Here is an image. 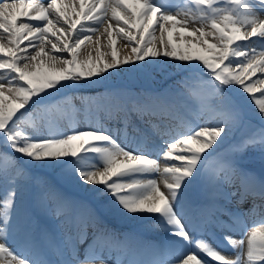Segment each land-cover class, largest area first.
<instances>
[{
	"label": "snow or ice",
	"instance_id": "1",
	"mask_svg": "<svg viewBox=\"0 0 264 264\" xmlns=\"http://www.w3.org/2000/svg\"><path fill=\"white\" fill-rule=\"evenodd\" d=\"M188 5L195 9L169 0H0V139L33 168L67 163L66 179L82 193L69 196L37 179L39 191L29 194L26 169L0 173V264H264V167L257 172L244 162L254 153L264 163V89L256 87L264 83V0ZM101 27L111 60H79ZM177 35L193 39L179 44ZM117 39L133 45L130 54L121 57ZM124 66L161 76L162 86L137 92L109 83ZM85 88L95 96L82 101L126 121L137 117L145 142L122 146L104 126L45 134L51 113L72 99L64 94ZM205 113L212 126L172 127ZM26 119L37 131L21 127ZM149 135L162 143L148 142ZM90 154L97 163L85 165ZM152 177H163L164 190ZM153 218L164 230L160 243L112 226ZM217 232L235 259L212 242Z\"/></svg>",
	"mask_w": 264,
	"mask_h": 264
},
{
	"label": "bare ground",
	"instance_id": "2",
	"mask_svg": "<svg viewBox=\"0 0 264 264\" xmlns=\"http://www.w3.org/2000/svg\"><path fill=\"white\" fill-rule=\"evenodd\" d=\"M183 1L184 0H169V2L171 4H173V5L189 6V7H192V8L195 9L194 5H188V0H186L184 2ZM23 22H26V21H23ZM112 22L115 23V21H112ZM36 23H38V22H36ZM59 26H63V25H59ZM188 27L190 29H195V28L200 27V25L198 23H192ZM101 32H103V27H101L99 32H97V33L92 35V40L90 42H86L85 45H83L81 47V49L79 50V55H78V59L79 60L87 59L89 54L92 55L94 60H99V59H101L102 56H103L104 59H107L109 61L111 60V46L109 45V42H108V39H107V34L105 33L103 36H101V34H100ZM157 35H159V34L157 33ZM101 37L104 38V40L101 39ZM192 39L193 38L191 36H187V35L184 37L183 40L179 37V35L176 36V42L179 43V44H184L185 41L192 40ZM50 40H53V42H54V38L50 37ZM3 42L5 44L7 43L6 40L3 41ZM212 42H215V41H212ZM158 43L159 42L157 41V44ZM126 44H127V47H125ZM132 46L133 45L128 44V42L123 40V39H117V42H116V45H115V47L117 48V50H118L119 54L121 55V57L130 54ZM21 47H23V45ZM254 47H257V50L259 51V47L257 45H254ZM50 50H51V44L49 43L46 46V51H50ZM204 54L205 55H210V53H204ZM179 67H180L179 65H175L171 69L172 73L174 74V76L176 77L177 80L183 78L182 74H181L182 77H180L179 75H176V74H180V72L178 71ZM124 68H125V71H122V72L114 71L113 72V75L110 78V80H116L117 82H110L111 84L116 85V83H117V84L120 85V84L123 83V85L126 84V87L129 88L132 91H137L141 87V85H143V84H145L144 86H145L146 90L150 89V88H158V87L162 86V77L161 76L148 77L144 73V81H142V79L139 77L140 75H143L142 72L134 70V69H129L128 66H124ZM0 75H6V74L1 73ZM205 77L208 78L207 76H205ZM172 82H174V81H171V80L169 81V83H172ZM192 83L195 84V81H193ZM163 86L166 87L167 85L165 84ZM89 90H90V92H87ZM72 92H74L72 94H74L76 97H78V100H77V102H76V104L74 106H67L63 110L64 113L71 114V115L72 114L73 115H79L81 112H83L86 109H92V108H88V106L85 104L84 101H82L80 99V97L81 96H85L87 93L95 94L94 91H92L91 89L85 88V89H80L78 91H73L72 90ZM79 92H80V94H79ZM101 110H103V109H101ZM93 113L100 117L96 121H93V122H99V121H101V119H102V121L103 120L108 121L109 118H107V117H111V116H113L114 119H117V120L119 119V117H116L118 115H116L115 113H109L106 110H104L103 112L98 111V112H93ZM210 116H211V113H205L204 115L200 116L198 120L201 121V122H205V121H207V119H210ZM183 119L186 122L194 123L193 119L190 118L189 116L188 117L186 116ZM80 120H81L80 117L75 118L73 123H75L76 126L71 128L70 130L65 131V132L70 133L71 130L74 129V128H79V129H82V130L86 129L88 127V125L86 123L80 122ZM113 121L115 122V120H113ZM176 121H178V120H176ZM192 126L194 128L198 127L197 124H192ZM206 126H208V125H206ZM68 127L70 128L72 126L69 124ZM93 127H97V126H93ZM159 164H160V167H161V170H162L163 167L166 164V161L161 159V160H159ZM152 178H156L157 181H158V184H160V186H161V189L164 190L163 177H152ZM131 222H134V220H129V221H126L124 223H131ZM152 223H153L152 219L147 220L145 222V225H141V224H139L137 222V224L139 226H146V227H147V225H152ZM147 228H149V227H147Z\"/></svg>",
	"mask_w": 264,
	"mask_h": 264
},
{
	"label": "rangeland",
	"instance_id": "3",
	"mask_svg": "<svg viewBox=\"0 0 264 264\" xmlns=\"http://www.w3.org/2000/svg\"><path fill=\"white\" fill-rule=\"evenodd\" d=\"M101 39L104 40V38H102V37H101ZM110 82H117V81L116 80H109V83ZM72 93H74V92H72V90H70L67 92V95L70 97L71 96L76 97ZM79 94H80V92H79ZM85 96H89V95L86 94ZM93 96H95V94H93ZM27 120H28V122L25 123L23 121L21 123V127H26L28 129H30L31 131H37L38 128L33 127V124L35 125V123H37V122H34L32 120H29V119H27ZM27 120H25V121H27ZM43 130H44V128H43ZM4 153H8V155H3ZM17 155H19V154L11 153V150L7 149L2 142V139H0V173L6 172L9 175H11L14 173L16 166L19 165L21 168L26 169L29 173L30 179L27 182V189H28L29 194H31V190H33V188H34V182H35L34 180L35 179H36V181H37V179L40 181H43L44 185L50 186V187L57 189L60 192H63L65 194V192L61 188L58 187V185L55 181V175H57L60 179L63 178V180H66V176L70 174L68 169H63V170L57 171V173L54 174V172H52V170H53L52 167H48V168H40L39 167V169H41V171L46 169V171L40 172L37 167H35V168L31 167L30 162L20 160V157ZM7 161H9V162H7ZM71 185L75 186L74 184H71ZM4 196H5V191H4L3 187H0V202L3 201ZM0 212H2V207H0Z\"/></svg>",
	"mask_w": 264,
	"mask_h": 264
}]
</instances>
